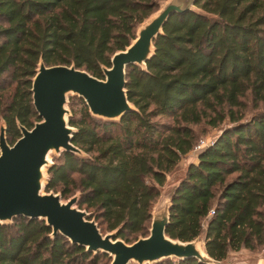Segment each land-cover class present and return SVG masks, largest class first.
I'll return each mask as SVG.
<instances>
[{"label":"trees","instance_id":"16d2710c","mask_svg":"<svg viewBox=\"0 0 264 264\" xmlns=\"http://www.w3.org/2000/svg\"><path fill=\"white\" fill-rule=\"evenodd\" d=\"M157 1L0 0V121L7 140L19 137L18 122L31 127L39 119L31 84L40 60L103 77L102 65L130 43ZM195 4L205 13L172 14L146 69L128 65L135 110L103 120L82 98H71L73 142L88 156L63 151L49 168L46 190L62 197L79 191V207L103 232L121 226L117 235L132 242L148 233L157 185L195 146L193 125L216 126L227 117L230 124L188 164L166 227L181 240L204 231L208 254L223 259L229 250L264 248V109L244 112V98L264 103V0ZM50 231L38 218L0 224V264H109L107 253Z\"/></svg>","mask_w":264,"mask_h":264},{"label":"water","instance_id":"95a60500","mask_svg":"<svg viewBox=\"0 0 264 264\" xmlns=\"http://www.w3.org/2000/svg\"><path fill=\"white\" fill-rule=\"evenodd\" d=\"M195 1L166 0L157 7L137 24L130 43L111 55L110 65H102L103 77L73 63L38 62L31 91L39 119L31 127L18 122L20 135L13 143L7 140L5 121H0V224L11 223L18 216L44 220L51 227V237L61 234L87 251L105 252L110 257L109 264H158L167 259L186 258L204 264H264V248L258 252L229 250L225 258L216 259L207 252L204 231L191 240L167 234L172 197L185 179L187 167L165 203L157 210L153 205L148 233L132 242L117 235L121 226L103 232L91 212L79 207V191L63 199L60 191L46 190L49 168L54 163L50 159L52 151L57 156L63 151L88 156L73 142L76 128L69 123V95L82 98L91 115L103 120L119 121L126 112L135 110L127 96L128 65L146 69L147 60L155 52L154 39L163 33V26L172 14L187 10L205 13ZM157 3L159 6V0ZM160 186L157 185L159 191Z\"/></svg>","mask_w":264,"mask_h":264},{"label":"rangeland","instance_id":"374dc122","mask_svg":"<svg viewBox=\"0 0 264 264\" xmlns=\"http://www.w3.org/2000/svg\"><path fill=\"white\" fill-rule=\"evenodd\" d=\"M166 0H159V6L160 7ZM157 10V8L154 10V12ZM72 97H77V95H69L68 97V103L70 102ZM244 101L246 102V108H245V113L246 116H249L251 113H255L258 110L264 109V103L260 102L258 105L254 106L253 103L251 102L250 97L244 98ZM240 108V107H238ZM236 108V109H238ZM242 110V109H241ZM230 122H228V119H224L221 121L218 125L216 126H211L205 122H202L197 125H193L194 129L196 130L198 134V140L195 143V146L203 142L204 144L210 143L221 131L224 127L228 126ZM195 146L193 149L185 154L179 164L170 172L167 173L165 183L160 186V191L159 195L157 196L155 202H154V208L155 210L159 209L165 201L168 199L169 194L174 186V184L178 181L180 177H182L185 173L186 167L188 164L192 161L196 160V154L199 150L195 149ZM58 154L54 151L51 152L50 154V159L55 160V158H58ZM46 178L48 176L47 172H45ZM74 194V193H73ZM71 194V195H73ZM69 195L68 197H70ZM68 197H63V199H67Z\"/></svg>","mask_w":264,"mask_h":264},{"label":"built area","instance_id":"2783aa9c","mask_svg":"<svg viewBox=\"0 0 264 264\" xmlns=\"http://www.w3.org/2000/svg\"><path fill=\"white\" fill-rule=\"evenodd\" d=\"M205 145H206V144H204L203 142H200V143H198V144L195 146V149H196V150H200V149L203 148ZM211 213H212V211H211Z\"/></svg>","mask_w":264,"mask_h":264},{"label":"crops","instance_id":"0c3cea01","mask_svg":"<svg viewBox=\"0 0 264 264\" xmlns=\"http://www.w3.org/2000/svg\"><path fill=\"white\" fill-rule=\"evenodd\" d=\"M242 249H245V248H242ZM263 249V248H262ZM262 249H260V250H262ZM245 250H247V249H245ZM260 250H258V251H260ZM237 251V250H236ZM248 251H251V250H248ZM258 251H252V252H258Z\"/></svg>","mask_w":264,"mask_h":264}]
</instances>
